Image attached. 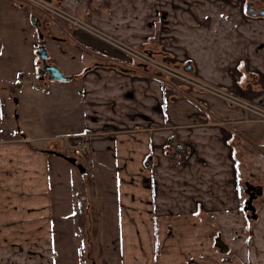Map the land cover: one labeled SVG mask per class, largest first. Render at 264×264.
<instances>
[{
	"label": "crops",
	"instance_id": "crops-1",
	"mask_svg": "<svg viewBox=\"0 0 264 264\" xmlns=\"http://www.w3.org/2000/svg\"><path fill=\"white\" fill-rule=\"evenodd\" d=\"M57 1L107 36L168 55L198 79L264 107V15L246 9L248 0ZM1 14L8 21L16 8L0 0ZM75 32L61 36L63 54L80 45L107 55V67L92 60L78 72V62H65L74 75L69 88L75 90L71 120L77 129L56 131L52 115L49 122L24 118L16 131L8 127L13 114L0 102V132L21 136L0 139V264L66 263L68 252L55 236L58 226L73 225L79 193L69 176L72 163L56 150V140L66 144L78 135L90 153L81 163L83 181L104 185L99 212L111 218L117 234L118 263L264 264V122L216 95L178 93L140 74L142 68L121 67L119 51ZM2 37L0 81L11 88L20 79V97L38 100L37 85L24 84L28 78L47 84L36 72L32 33ZM59 88L52 86L45 107L65 108L68 97ZM174 140L185 155L168 156ZM92 154L103 166L93 168ZM246 186L260 189L253 222L243 210ZM217 237L226 254L214 246Z\"/></svg>",
	"mask_w": 264,
	"mask_h": 264
},
{
	"label": "rangeland",
	"instance_id": "rangeland-1",
	"mask_svg": "<svg viewBox=\"0 0 264 264\" xmlns=\"http://www.w3.org/2000/svg\"><path fill=\"white\" fill-rule=\"evenodd\" d=\"M9 1V0H8ZM249 2H252L255 7L264 8V0H248ZM9 2L12 3V5L16 8V14H8V21H5V16L2 14L0 15V42L2 43V35L7 37L11 32H18L20 34H29L32 33L33 40L36 41V43H44L47 46L48 49V62L53 63V65L59 67L65 75H69L70 72L66 68V63H77L78 67L75 69L79 70V68H82L84 65L89 64L92 62L93 58L86 56L84 54H81L79 57V51L76 50H69L68 52L60 53V49L64 46L60 45L61 47L58 48V51L54 48L57 43H54L52 40L47 39L46 42H42L40 39L41 37L38 36L37 29L31 24V18L33 15H36L39 18V21L41 23L40 32L43 33V35H55V36H63L64 31L68 33H74L76 34L75 30L71 28L70 23L66 22L65 20H62L60 17H58L55 13H52L49 10H41L37 8H30L29 4L22 3L14 0H10ZM48 3V2H47ZM48 8H61L62 10H65L67 12H70V10L67 8H64L61 3H59L57 0H50L48 3ZM61 6V7H60ZM249 6V5H247ZM253 8V9H254ZM261 8V10H263ZM246 9H249V7H246ZM252 8H250L251 10ZM255 15H259V12L261 10L254 9ZM12 11V9H11ZM71 15H74L78 18V16L72 12H70ZM84 21V20H83ZM97 29V28H96ZM85 31V30H83ZM87 32V31H86ZM67 33V34H68ZM32 41V42H34ZM1 48V46H0ZM61 66V67H60ZM181 67H184L180 64ZM136 68H139L138 66H135ZM142 71H140V74L145 75H151L153 77H160V80L162 82H165L167 86L172 87L175 91L178 93L187 94L189 90L194 91L195 89L186 87L185 84H182L181 82L173 79L168 78L167 76H162L163 74H154L152 72L144 71L145 68L142 67ZM179 70V69H178ZM181 71V70H180ZM159 75V76H158ZM188 75H191L195 78L194 74H192L190 71ZM28 81L33 82V84L37 85V91L40 92L36 94L37 99L34 102H29L30 96L26 97V100L23 99L24 94L22 95V98L20 97V90L12 91L11 88H8V83H3L0 81V102H5L4 105L6 109L10 113L13 114V118L11 117L10 123H8V127L14 128V130L17 131V127H21L20 125H23L24 118H29L32 120H38L39 118H42V120L46 117V120L51 121L52 115H55L57 117V121L55 124L56 131H62L63 133L71 132V130H75L78 127L76 126L75 122H72L71 118H75L76 111L72 109V97L75 93V90L73 88H69V86L72 84L69 82L64 81H55V80H49L46 79L47 84H44L42 82H38L37 79L28 78L27 81H25V88L30 85ZM57 85L60 88H64L62 90L64 96L68 97L67 99H63L65 101V108H63V105H51L49 107H45L43 105L46 98L48 99L50 97V91L52 90V86ZM73 85H75L73 83ZM49 89L48 92H46V87ZM25 88H22V93H25ZM59 88V89H60ZM28 89V88H27ZM30 89V87H29ZM197 91V90H195ZM200 92V91H199ZM28 93V92H27ZM26 93V94H27ZM62 95V93H61ZM182 95V94H180ZM47 101V100H46ZM70 105H68V104ZM63 104V103H62ZM259 106V105H258ZM261 107V106H259ZM75 113H74V112ZM20 116V119L18 120L17 117ZM11 116V114H10ZM61 119V122L59 121ZM41 120V119H40ZM4 125V124H3ZM0 125V129H1ZM5 127V126H3ZM6 132V131H3ZM21 138V136L19 137ZM18 138V139H19ZM85 139V137H84ZM65 140V139H64ZM66 141V140H65ZM69 142L71 143L72 140H67L66 144L62 140H56L57 149L62 155L67 157L68 159H74L77 164H84L82 161L83 158L77 155H74L73 152L70 149ZM68 143V145H67ZM90 157V153L86 156V158ZM100 157H103L101 154ZM104 158V157H103ZM102 159V158H101ZM104 160H106L104 158ZM91 163L93 165V168H96V165H102L103 163H100L99 158L96 155L91 156ZM73 165V164H72ZM71 165V175L70 180L73 181L74 187L73 191L76 193V189H78L79 197L78 199L75 198L77 203L75 204V207L78 209V213H81L82 217V224L80 225V228L77 224V217H74L73 225L70 222H67V225L62 226L60 229V226H58L57 233H56V239L58 244H63V247L67 250L68 254L66 255V263L63 262L62 264H76L77 262L79 264H121V260L118 263V254H119V243L117 234L111 231L113 226L111 225V218H108L107 215H103L102 212H99V209L102 208V200L104 193V185H95L94 181L90 178L84 179V172H80V169L77 168L76 165ZM85 166V165H83ZM87 166V165H86ZM102 171V170H101ZM103 172V171H102ZM101 172V173H102ZM93 174H91L92 176ZM97 181V178H96ZM95 181V182H96ZM100 189V190H99ZM95 190H97L95 192ZM100 191V192H99ZM256 204V202H252V205ZM255 207V205H254ZM249 214V213H247ZM248 220L251 222L254 221V219L250 218V215L248 217ZM158 234H161V228L158 230ZM249 233V232H247ZM248 236V234H247ZM182 239L181 235L179 237L175 236L174 240H177L180 242ZM164 241V237H160V243ZM259 245V242L257 243ZM76 248V252L74 249ZM260 250V249H259ZM257 255V254H255ZM64 259V256L62 258V261Z\"/></svg>",
	"mask_w": 264,
	"mask_h": 264
},
{
	"label": "built area",
	"instance_id": "built-area-1",
	"mask_svg": "<svg viewBox=\"0 0 264 264\" xmlns=\"http://www.w3.org/2000/svg\"><path fill=\"white\" fill-rule=\"evenodd\" d=\"M22 3H27L34 8L41 10H49L55 13L58 17L66 22L70 23L71 28L74 30H85L88 33L99 36L98 29L90 27L84 23L79 17L71 15L70 12L62 10L61 8H48V1L45 0H14ZM48 2V3H47ZM61 7V6H60ZM99 33V34H98ZM102 33V32H101ZM107 36V35H106ZM107 43L109 46L122 54L123 60H118L115 63L124 68H130L138 66L139 69L144 67L145 71L152 72L154 74L162 73V76L173 78L186 87L195 89L202 93L216 95L224 102L231 106H240L241 108L250 111L255 117L256 121L264 122V107L247 102L243 98H240L234 94L227 92V90L213 86L203 80L188 75V72L181 67L172 57L168 55H160L147 51L146 49L139 48L126 44L114 37L107 36ZM179 69V70H178ZM181 70V71H180ZM160 78V77H158ZM69 146L74 155L85 158L89 154V146L84 139V136L78 135L72 138V142H69ZM186 154L185 146L178 142L172 141L168 146V156L178 157Z\"/></svg>",
	"mask_w": 264,
	"mask_h": 264
},
{
	"label": "flooded vegetation",
	"instance_id": "flooded-vegetation-1",
	"mask_svg": "<svg viewBox=\"0 0 264 264\" xmlns=\"http://www.w3.org/2000/svg\"><path fill=\"white\" fill-rule=\"evenodd\" d=\"M10 1V0H9ZM45 1H50V0H45ZM86 0H84V2H85ZM86 3V2H85ZM251 3L252 2H250L248 5V7L249 8H254L253 7V5H251ZM30 8H32V6H29ZM262 8V7H261ZM261 8H259V7H255L254 9H257V10H261ZM263 10H264V8H262ZM33 16H35V17H37L36 15H33ZM84 23L85 24H87V22L86 21H84ZM37 25L39 26V31L37 32L38 33V36H40L41 38L40 39H42L41 41L42 42H46V40L47 39H49V40H52L54 43H57V45H55L54 46V48L58 51V48H60L61 46L60 45H64L63 43L64 42H66V40H65V38L64 37H61V36H55V35H48V36H45V35H43V33H41L40 31V28H41V23H40V21H39V18L37 17ZM88 26H90V27H92L91 25H89V24H87ZM35 27V26H34ZM98 31H99V33H100V35L97 37V36H94V35H92L91 34V36H93V37H95V38H98L99 40H101L102 42H104V43H106L107 44V34L106 33H104L103 31H101V30H99L98 29ZM102 32V33H101ZM67 33L68 32H66V31H64V34H63V36L66 34L67 35ZM88 33V32H87ZM98 33V34H99ZM69 34V36H70V38H71V35H70V33H68ZM90 34V33H89ZM40 47H44L45 48V51L47 52V59H46V63L48 64V65H52L53 63H51V62H48L47 60H48V57H49V55H48V49H47V46L44 44V43H40V44H38V43H35L34 44V49H35V52H36V50L38 49V48H40ZM76 49L79 51V57L81 56V54H84V55H86V56H89V57H92L93 58V60L95 61V65L96 66H105V67H107V55H106V53H104L103 55H99V54H97L96 53V51H94V50H92V49H88V48H81V46L80 45H78V46H76ZM63 49L61 48L60 49V51H58V52H60V53H63ZM35 55H36V53H35ZM37 56V55H36ZM42 61L40 60L39 61V58H38V56H37V63H36V66H37V70H36V72H38V77H41V78H47V79H49V75H48V73H47V71L46 72H43V70H44V66L42 65V63H41ZM55 66V65H54ZM57 67V66H56ZM57 68H59V67H57ZM60 69V68H59ZM61 70V69H60ZM61 72L63 73V71L61 70ZM64 74V73H63ZM64 76H65V74H64ZM66 77H68L69 79H68V81H70L73 77H74V75L72 74V75H66ZM49 80H52V79H49ZM68 81H66V82H68ZM65 82V83H66ZM255 190H257V189H255ZM250 193H254L255 194V191H254V189L252 190V189H250Z\"/></svg>",
	"mask_w": 264,
	"mask_h": 264
},
{
	"label": "water",
	"instance_id": "water-1",
	"mask_svg": "<svg viewBox=\"0 0 264 264\" xmlns=\"http://www.w3.org/2000/svg\"><path fill=\"white\" fill-rule=\"evenodd\" d=\"M259 15H264V10H261L259 12ZM31 24L33 26H35V28L37 29V31L39 30V26L37 25V17L32 16L31 18ZM36 55L39 58V61L41 60L42 65L44 66V70L43 72L48 73L49 75V79L55 80V81H68V77H66V75L64 76V74L61 72V70L59 68H57L56 66L52 65H48L46 63V59H47V52L45 51L44 47H40L36 50ZM186 71H189V66L184 68ZM159 76V75H158ZM67 161L71 162L72 164H75L77 166V168L80 169V172L82 173L84 171L83 167L80 164H77L76 161L74 159L71 158H67ZM250 189H254L255 194L254 193H250ZM246 194L248 195L247 200L245 201V204L243 206V210L247 213H249L248 215H250L251 219H257V215L255 214V207L252 205L253 200L260 195V189L255 190V188L253 186H246ZM214 246L219 250V252L221 254H226L228 252V247L224 244V242L219 238H215L214 239Z\"/></svg>",
	"mask_w": 264,
	"mask_h": 264
},
{
	"label": "trees",
	"instance_id": "trees-1",
	"mask_svg": "<svg viewBox=\"0 0 264 264\" xmlns=\"http://www.w3.org/2000/svg\"><path fill=\"white\" fill-rule=\"evenodd\" d=\"M21 87V81L20 79H18L14 84L13 86H11V90L12 91H15L17 90V88H20ZM17 137H20V134L19 133H9V132H0V139H14V138H17ZM85 137V136H84ZM73 138V137H72ZM72 138H70L69 140H72ZM86 140V138H85ZM87 142V141H86ZM88 144V143H87ZM81 213H78L75 215L77 217V224H78V227L80 228V225L82 224V217H81Z\"/></svg>",
	"mask_w": 264,
	"mask_h": 264
}]
</instances>
